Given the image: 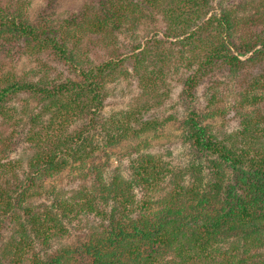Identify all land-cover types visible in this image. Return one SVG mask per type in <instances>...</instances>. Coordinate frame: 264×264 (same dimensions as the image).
I'll return each instance as SVG.
<instances>
[{
  "label": "trees",
  "instance_id": "1",
  "mask_svg": "<svg viewBox=\"0 0 264 264\" xmlns=\"http://www.w3.org/2000/svg\"><path fill=\"white\" fill-rule=\"evenodd\" d=\"M226 2L89 0L77 27L106 50L94 61L65 28L74 19L0 0V54L46 53L63 67L0 74V264H264V84L251 73L264 63V0ZM173 76L182 166L140 136ZM119 81L137 83V109L105 113ZM225 92L238 125L215 124ZM122 143L127 179L107 170Z\"/></svg>",
  "mask_w": 264,
  "mask_h": 264
},
{
  "label": "rangeland",
  "instance_id": "2",
  "mask_svg": "<svg viewBox=\"0 0 264 264\" xmlns=\"http://www.w3.org/2000/svg\"><path fill=\"white\" fill-rule=\"evenodd\" d=\"M243 0H227L226 4H236ZM247 3L254 2L256 5L257 0H245ZM25 4H28L27 11L30 13L32 18L38 15H43L44 17H50L56 22H60L62 19H68L72 21L74 19L75 23H72L71 27H65L71 29L70 33L76 35L78 41L77 45L90 60L101 61L107 57L106 50L103 48L101 42L97 41V37L93 34L86 33L83 27H77L80 24V14L81 9L84 4L89 2V0H23ZM213 8V7H212ZM62 23V22H61ZM63 25H65L63 23ZM81 25V24H80ZM121 42H128L129 40L120 37ZM72 42V41H71ZM15 48L11 51V56L0 54V74L13 72L17 75L28 74L30 77H34L36 74L44 73V64L46 63L50 68V72L47 75L53 78L58 71L52 73V68H57L63 70V67L58 66L47 57L46 53L38 54H26L22 52H15ZM13 58V59H12ZM252 75L260 80L259 86L264 84V63L255 66L252 71ZM39 76V75H38ZM179 76H173L168 79L166 83H160L161 89L158 93H164L166 96L163 97L161 105L156 108H152L142 115V120H151L152 127L146 132L142 133L140 136L143 139H147V144L149 145L148 152L156 154L165 161H169L172 164L184 165L188 162L190 157V152L187 145H184L181 140L180 130L178 129L179 121L181 120L184 112V106L182 102L180 104L177 97L181 92V86L178 84ZM252 78H250L251 81ZM111 86L109 91H112V96L107 99V107L104 112H119L131 109H137L136 98L140 92V89L135 81H119L117 83L109 84ZM261 88L257 89L256 92L260 93ZM222 96L218 99V104L225 110V118L222 116H217L215 118V124L223 122L225 119H231L232 123L230 126L239 124V117L234 109V94H228ZM264 94V93H263ZM209 93L206 95V91H202L199 94V104L200 110L206 106ZM262 106H264V100L262 101ZM133 107V108H132ZM111 109H113L111 111ZM103 112V113H104ZM264 112V111H263ZM169 116L174 117L175 120L165 121L164 119L169 118ZM154 120V121H153ZM226 124V123H225ZM133 125V127H135ZM262 126H264V119L262 120ZM140 140V139H139ZM149 142V143H148ZM127 143H122L119 147L113 149L114 155L109 161V167L107 170L112 172L114 168L126 179L130 175L128 166L126 165L125 157H120L122 152L127 148ZM15 157L22 156L21 145L16 146ZM118 157V158H117ZM121 161V162H120ZM69 240L75 241L74 233L69 237Z\"/></svg>",
  "mask_w": 264,
  "mask_h": 264
}]
</instances>
